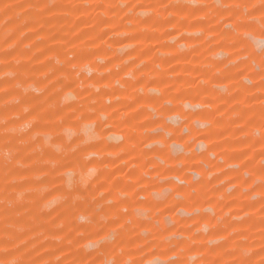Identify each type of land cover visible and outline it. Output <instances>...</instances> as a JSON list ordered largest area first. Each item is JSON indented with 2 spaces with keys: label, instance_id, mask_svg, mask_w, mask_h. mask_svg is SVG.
I'll return each instance as SVG.
<instances>
[{
  "label": "rangeland",
  "instance_id": "obj_1",
  "mask_svg": "<svg viewBox=\"0 0 264 264\" xmlns=\"http://www.w3.org/2000/svg\"><path fill=\"white\" fill-rule=\"evenodd\" d=\"M0 264H264V0H0Z\"/></svg>",
  "mask_w": 264,
  "mask_h": 264
}]
</instances>
